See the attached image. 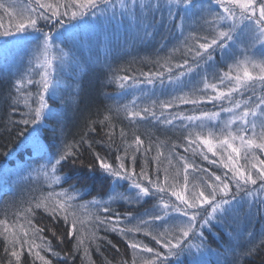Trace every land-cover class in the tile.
Returning a JSON list of instances; mask_svg holds the SVG:
<instances>
[{
    "label": "trees",
    "instance_id": "1",
    "mask_svg": "<svg viewBox=\"0 0 264 264\" xmlns=\"http://www.w3.org/2000/svg\"><path fill=\"white\" fill-rule=\"evenodd\" d=\"M196 2L205 8L208 4V0ZM156 3L159 7L151 6ZM29 4L30 0H0V5H3L0 7V32L9 30L15 33L17 16ZM141 4L149 6L140 7ZM110 5L101 4L99 9L94 10L95 15L89 12L76 20L65 17L63 27L41 22L44 31L50 32L53 37L47 52L49 65L44 64L41 33L29 30L28 34L0 35V219H7L9 224L16 222V214L22 213L29 202L34 204L49 192H67L76 196L70 203L77 206L82 218L87 219L86 213L96 209L81 208L79 205H88L92 200L109 201L114 189L117 193L129 191L127 182L121 180L115 183L113 178L99 170L95 160L98 153L118 166L119 161L115 157L122 155L125 147L121 130L125 133L124 140L131 142L134 136L139 135L145 142L144 148L151 145L147 156L143 154L144 148L137 153V172L147 161L146 167L153 178L157 167L161 180L166 168L170 176L175 175L176 159H173L172 165L163 157L159 164L155 161L157 145H162L159 150L165 155L175 145L177 156L186 157L208 173L223 175L227 171L223 168L219 152L214 157L206 148L196 145L192 146L196 152L184 150L188 147L185 137L189 132L198 131L194 126L198 122L189 127H185L188 121L179 119L171 125L163 122L177 114L199 116L202 112L220 111L221 102L213 104L205 101L193 105L182 104L175 99L178 96L200 99L211 95V91H202L201 81L206 76L209 81L219 83L213 76L227 71L231 62L217 49L210 63L200 60L197 67V63L192 62V55L187 52L185 40L193 31L201 36L207 34L201 30L202 25L207 28L203 19L207 17V12H201L199 6L185 11L183 5L169 6L167 0H136L135 6L131 0H112ZM181 17L186 19L182 21ZM188 46H191V40H188ZM185 59L189 60L194 71L177 81L180 72L187 73V67H176ZM45 71L50 82L48 92L44 93L47 107L38 125H24L20 121L29 118L25 115L29 108L23 102L24 96L16 91V82L24 79L21 92L27 95L29 104L35 108L42 91L36 82L41 80ZM125 76L128 79L122 81ZM28 79L33 83L28 84ZM255 94L257 97L262 94L259 84ZM250 95V91H245L243 97L237 94L236 99L247 100ZM165 103H172L173 107L161 108ZM222 104L230 107L227 100ZM145 108L149 109L148 114L143 112ZM133 110L141 112V117L130 118L128 112ZM151 112H155L156 116H151ZM229 116H220L216 121L219 127H223ZM219 127L214 128L217 134ZM82 137L92 143V148L88 147V143L79 145L76 163L69 160L58 166L56 174L62 180L59 184L52 183L44 175L45 171L50 172L47 167L49 162L54 161L66 144L78 143ZM201 152L207 154V160ZM255 155L264 159V153L259 150H255ZM214 160L216 163L212 162ZM204 175L190 172L189 187L199 184ZM182 177L181 168L180 183ZM248 188L253 191L252 196L237 193L234 201L242 199L243 203L238 207L228 206L226 213L218 212L210 223L198 226L189 243L199 247L186 248L179 258L171 259L170 264H264L263 195L256 186L248 185ZM158 204L159 199L151 197L139 204L119 200L111 207L121 216L131 213L137 218L148 219L145 213L157 210L154 206ZM32 222L44 228V235L59 253V256L41 253L52 264H133L134 258L136 264H141V258L127 246L128 241L136 240L158 247L143 232L122 236L119 232H105L101 228L96 233L98 239L88 246L89 254L85 256L83 250L74 251V241L67 238L63 224L52 221L43 209L36 210ZM135 223V220L132 221V224ZM122 226L132 225L126 223ZM50 229L56 232L55 237ZM58 237L63 238V242ZM4 248L3 237L0 236V264H8L9 256ZM23 264L41 262H34V258L25 252Z\"/></svg>",
    "mask_w": 264,
    "mask_h": 264
},
{
    "label": "snow or ice",
    "instance_id": "2",
    "mask_svg": "<svg viewBox=\"0 0 264 264\" xmlns=\"http://www.w3.org/2000/svg\"><path fill=\"white\" fill-rule=\"evenodd\" d=\"M131 3L135 6L136 0H131ZM167 3L169 6L183 5L185 11L199 6L201 12H207V17L203 18L207 28L201 26V30L206 31L207 34L201 36L193 31L185 40L187 52L192 55V62L197 63V67L200 60L210 63L217 49L220 50L222 56L231 58L233 64L227 66V71L213 76V79L219 83L209 81L206 76L203 78L202 91L205 93L211 91V95L200 99L185 96L175 98L182 104L193 105L205 101L213 104L221 102L220 111L202 112L199 116L177 114L163 122L171 125L176 119L188 121L189 124L185 127L193 126V122H198L194 125L198 131L189 132L185 137L188 147L184 150L187 152L191 149L196 152V148L192 147L196 145L197 147L203 146L214 157L219 152L223 168L227 171L223 175H217L215 172L208 173L207 170L189 162L186 157L177 156L175 145L167 155L159 150L162 145H157L155 161L159 164L163 157L169 165H172L173 159H176L175 175L170 176L166 168L164 178L161 180L160 169L157 167L155 178H153L146 167L147 161H145V166L137 172L135 170L137 153L144 148L145 142L139 135L134 136L132 141L128 142L123 139L125 133L121 130L120 135L125 147L123 154L115 157L119 161L118 166L109 163L98 153L95 155V160L99 170L113 178L115 183L121 180L127 182L129 191L117 193L114 189L109 201L92 200L88 202V205H79L81 208L94 207L96 209L95 212L86 213L87 219L82 218L77 211V206L70 203L77 197L67 192H49L47 196L37 199L34 204L29 202V206L23 209L22 213L16 214L15 223L9 224L7 219H0V236L3 237L5 253L9 256L8 264H23L25 252L34 258V262L38 260L41 264H52L50 259L41 254L42 252L59 256L51 241L44 235V228L37 227L32 222L37 209H43L57 224L62 223L66 229L67 238L74 241V251L83 250L85 256L89 254L88 246L95 243L98 239L96 233L102 228L105 232H119L122 236L143 232L158 247L149 246L141 241H128L127 246L141 258V264H170L171 259L179 258L186 248L199 247V245L189 243L196 234L197 227L210 223L218 212L226 213L228 206L236 199L237 193L244 192L252 196L253 191L248 188V185L256 186L259 193H264V159L255 155V150L264 153V0H208L206 8L203 4L198 5L196 0H167ZM101 4L108 6L112 4V0H30V4L26 7V14H21L15 24V33L23 34L29 30L41 33L45 55L44 64L49 65L47 52L52 46L53 37L50 32L44 31L41 22L45 25H52V27L56 25L63 27L65 17L69 20H76L88 15L89 12L95 15L94 10L99 9ZM148 6L140 5V7ZM151 6L159 7V4ZM184 19L186 17H181L182 21ZM180 27L183 30V23ZM15 33L5 30L0 32V35L12 36ZM241 38L246 39L247 43L243 51L239 53L242 59L237 60L235 50L237 44L243 42ZM188 40H191V46H188ZM176 67H187V73L180 72L177 81L194 71L188 59H185L183 64H177ZM168 71L171 72L172 69L169 67ZM127 79L126 76L121 78L122 81ZM24 82V79L16 82V91L24 96L23 102L29 108L25 115L29 118L23 119L20 123L38 125L43 117V110L47 107L44 93H47L50 87L48 72L45 71L41 80L36 82L41 86L42 91L39 95L38 106L35 108L29 104L27 95L21 92ZM27 83L32 84L33 81L28 79ZM257 84L260 85L262 93L258 97L255 94ZM245 91H250L252 95L248 96L247 100H237L236 95L243 97ZM254 99L255 103H253ZM225 100L228 101L230 107L223 106L222 102ZM171 107H173L172 103L161 105V108ZM143 112L148 114L149 109L145 108ZM221 113H229L230 116L224 122L223 127H219L218 124L213 125V121H219ZM150 114L153 117L156 116L155 112ZM128 116L130 118L141 117V112L129 111ZM105 119L108 118L105 117ZM216 127H219L218 134L213 131ZM205 129L208 130L207 136L203 135ZM111 139L112 136L109 133V141ZM237 142H239L238 145ZM83 143H88V147L92 148V143L85 141L82 137L78 143L66 144L54 157V161L49 162L47 167L50 168V172L45 171L44 175L50 178L52 183L59 184L62 180V177L56 174L58 166L69 160L73 164L76 163L79 145ZM149 151H151V145L144 148L143 154L147 156ZM225 153H227L226 157ZM201 155L205 160L208 159L207 154L201 152ZM212 162L216 163L215 160ZM181 168L183 170L182 183L179 179ZM190 172L205 174L200 178V183L192 184L191 188L189 187ZM74 191L79 190L74 189ZM166 196L168 199H165ZM151 197H157L159 204L154 206L157 210L145 213L148 219L137 218L131 213L121 216L111 207L113 202L119 200L129 204H139L147 202V199ZM172 197L175 199L172 200ZM134 220L136 223L132 224ZM126 223L132 226H122ZM145 229L148 230L145 231ZM50 231L55 237L56 232L52 229ZM58 239L63 242V238L58 237ZM68 255L70 257L71 253ZM133 264H136L135 258Z\"/></svg>",
    "mask_w": 264,
    "mask_h": 264
},
{
    "label": "rangeland",
    "instance_id": "3",
    "mask_svg": "<svg viewBox=\"0 0 264 264\" xmlns=\"http://www.w3.org/2000/svg\"><path fill=\"white\" fill-rule=\"evenodd\" d=\"M108 6H111L110 4L108 5ZM21 14H26V9H24V10H22V12H21ZM21 14L19 15V16H17V19H19V17L21 16ZM185 15H186V13H185ZM15 34H19V33H15ZM28 34V33H27ZM35 34V33H34ZM242 40H243V42L242 43H238L237 44V46H236V59L237 60H240V59H242V57L240 56V52L241 51H243V49H244V46H245V44L247 43V40L246 39H244V38H241ZM8 41V40H7ZM34 47H37V45H34ZM257 56H259V53H257ZM231 59V58H230ZM230 64H233V60L231 59V62L229 63V65ZM221 67H224L222 64H221ZM233 74H235V73H233ZM227 114H229V113H221V116H226ZM213 123V125H216V124H218L219 125V123L218 122H216V121H213L212 122ZM236 126H234V128H235ZM213 131H214V129H213ZM207 132H208V130H206V136H207ZM239 143V142H238ZM225 155V154H224ZM254 162V161H253ZM222 163V162H221ZM223 164V163H222ZM262 195H263V201H264V193H261ZM248 201H250V199H248ZM243 203V201H242V199H240V200H238V201H233L230 205H229V207H231V208H233V207H238V206H240L241 204ZM253 207H254V205H253ZM252 207V208H253ZM192 241H194V240H192Z\"/></svg>",
    "mask_w": 264,
    "mask_h": 264
}]
</instances>
